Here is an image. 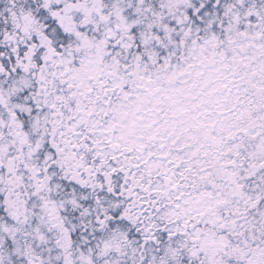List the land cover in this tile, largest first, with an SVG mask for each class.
I'll return each instance as SVG.
<instances>
[{
    "label": "snow or ice",
    "instance_id": "1",
    "mask_svg": "<svg viewBox=\"0 0 264 264\" xmlns=\"http://www.w3.org/2000/svg\"><path fill=\"white\" fill-rule=\"evenodd\" d=\"M0 264H264V0H0Z\"/></svg>",
    "mask_w": 264,
    "mask_h": 264
}]
</instances>
